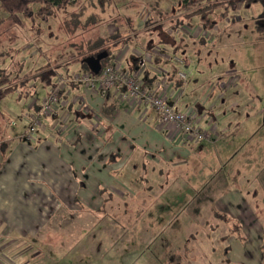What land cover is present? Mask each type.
<instances>
[{"label":"rangeland","instance_id":"obj_1","mask_svg":"<svg viewBox=\"0 0 264 264\" xmlns=\"http://www.w3.org/2000/svg\"><path fill=\"white\" fill-rule=\"evenodd\" d=\"M249 1L253 3L228 0L231 7L225 15H221L222 9L210 15L217 25L212 31L204 34L200 24L193 21L192 26L177 33L175 41L179 48L176 56L184 61L188 74V89L182 92L180 104H189L198 112H211L209 115L223 130L219 137L207 143L183 145L197 146L200 155L173 161L163 169L165 176L157 174L156 165H146L139 175V169H128L125 176L119 177V185L114 188L116 196L105 212L60 211L35 238L6 235L0 228V264H149L147 260L155 250L145 244V206L138 208L145 212L143 216H136L143 226L137 224L132 229L130 220L134 221L135 214L131 213L132 219L129 213L121 214V204L131 200L133 204L135 200L139 206L154 199L163 200L169 208V220L174 215L179 217L175 224L169 222L166 236L171 237L174 226L182 224V234L177 238L185 244L179 256L187 264L198 262L186 258L189 254L208 264L219 263L225 246L231 242L242 243L244 254L247 247L253 249L260 244L258 249L263 253L257 264H264V1ZM80 3L85 11L75 28L71 16L78 13L77 5L56 13L46 23L35 20L23 28L1 27L0 56L4 62L0 68L9 73L10 82L17 87L0 99V124L7 129L22 121L27 104L42 96V86L52 80L56 83L82 40L118 33L130 37L129 49L142 53L151 37L146 32L150 31L144 25L146 21L157 20V13H180L176 11V0ZM202 34L205 38L210 35L204 43L200 42ZM152 39L157 42L158 35ZM158 61V67L165 70L177 68ZM217 141V150L203 145ZM151 166L155 167L150 172ZM160 189L165 196H156ZM192 200L199 201L198 206ZM129 206L132 212L137 209ZM40 240L48 244L38 246ZM65 241L70 242L65 245ZM193 241L202 245H194ZM237 251L234 255L239 256ZM245 256L247 261L252 259L251 253Z\"/></svg>","mask_w":264,"mask_h":264},{"label":"crops","instance_id":"obj_2","mask_svg":"<svg viewBox=\"0 0 264 264\" xmlns=\"http://www.w3.org/2000/svg\"><path fill=\"white\" fill-rule=\"evenodd\" d=\"M129 50L135 48L131 47ZM118 52L112 55L109 63ZM130 56L126 54L121 59L122 69L127 73L137 70ZM158 65L157 63L155 67ZM68 70L70 73L80 72L81 67L71 63ZM146 70L149 71L150 78L155 77L151 85L155 87L161 78L152 69ZM142 81L146 84L144 76ZM53 85L52 80L42 86V96L39 95L32 104H27V113L19 124L10 129L5 124H0V228L6 235L35 238L63 210L71 213L105 212L106 205L116 196L114 188L119 185V177L125 176L128 169L134 172L139 169V175L142 170H146V165H156L159 171L157 174L165 176L163 169L166 167V170L173 161L187 160L194 154L200 155V148L194 145L183 146L186 144L176 140L171 130L163 128L153 112L122 103L119 90L90 91L83 86L73 85L64 88L61 94L63 107L57 110L55 116L42 120L31 141L21 140L28 115L36 111L37 104ZM186 89V84L182 91L175 89L170 82L167 86V91L174 96L181 92L177 99L179 109L191 107L189 104H180ZM84 107L88 110L87 114L82 112ZM197 113L204 119V128H213L212 137H219L223 130L213 121L209 115L211 112L199 109ZM203 145L215 150L220 148L218 141L214 145ZM154 167L151 166L150 172ZM163 192L160 189L156 196H165ZM198 195L199 193L194 194L197 197ZM134 201L133 204L132 200L128 203L123 201L121 214L129 213L131 219L132 214H135L134 221L130 220L132 223L129 226L133 229L137 224L143 226L136 216H143L144 211H147L146 219L144 218L147 225L144 222L143 226L145 244L155 250L147 260L149 264H180V261L187 264V260L179 256V250L185 244L184 241L180 244L177 238L182 234V224L177 223L171 237L166 236L169 224H175L179 217L174 215L168 219L170 210L163 200H149L139 206ZM192 202L198 206L199 201ZM129 205H134L137 209L132 212L133 208ZM142 206L145 209L141 213L138 208ZM134 236L137 238L135 230ZM205 237L209 239L208 235ZM42 242L48 244V241ZM42 242L38 241V246ZM66 242L64 244L68 245L70 241ZM192 244L202 245L196 241ZM259 245L253 249L246 248V253L252 254V259L247 261L242 243L231 242L228 247L225 246L219 263L215 264H257L259 255L263 253V250L261 252L258 249ZM234 250L240 255H234ZM183 251L185 252L184 249ZM188 256L191 260L198 261L197 264H208L197 255L192 257L189 254L186 258Z\"/></svg>","mask_w":264,"mask_h":264},{"label":"built area","instance_id":"obj_3","mask_svg":"<svg viewBox=\"0 0 264 264\" xmlns=\"http://www.w3.org/2000/svg\"><path fill=\"white\" fill-rule=\"evenodd\" d=\"M195 29H200L199 27ZM202 30V29H201ZM197 32V31H195ZM202 32L205 34L206 31ZM202 34L201 38L206 35ZM135 50H129L126 46L116 54L114 59L107 65L101 67L97 76L91 73L75 72L66 76V68L58 76L56 83L49 90L47 95L37 104L36 111L29 114L26 119L25 130L20 139L31 141L42 124V120L55 116L58 109L63 107L61 94L67 86H83L90 91H109L119 90L122 103L141 107L153 112L159 124L166 129L171 130L176 140H181L185 144H199L213 141L211 131L213 128H204V119L198 115L193 107L179 109L177 106L178 94L172 95L167 91L168 71L155 67L154 59L158 58L161 62H167L176 66L175 78L183 82L187 81L188 74L185 72V64L178 56H175L169 50L152 49L148 52L136 53ZM129 54L131 58L137 59V70L134 72H125L121 66V59ZM154 66V67H151ZM146 69H152L161 80L155 87H146L142 81V73ZM166 87V89H165ZM182 91V88H179ZM83 113H88L84 107ZM207 125V124H206ZM214 127V126H212Z\"/></svg>","mask_w":264,"mask_h":264},{"label":"trees","instance_id":"obj_4","mask_svg":"<svg viewBox=\"0 0 264 264\" xmlns=\"http://www.w3.org/2000/svg\"><path fill=\"white\" fill-rule=\"evenodd\" d=\"M260 1L262 2L264 0ZM246 2L250 5L253 3L249 0H246ZM203 3L205 5L203 7L200 6ZM176 4V11L180 13L175 15L169 13L166 16L157 13V20L150 19L146 21L144 25L150 29V31L146 32H148L151 37L148 41V46L143 50L144 52L156 48L169 50L176 56V52L179 51V48L175 41L178 39L177 33H180L183 27H190L192 26L191 23L196 21L200 24V28L203 31L210 32L216 26L215 22L210 20V15H213L218 9H222L223 12L221 15H225V12L231 7L228 0H176ZM72 5L79 6L78 13L71 16L72 24H74L72 27L75 28L77 21H79L85 11L80 0H0V13L3 15L0 16V29L5 25L23 28L26 26L27 22L33 24L35 20L46 23L50 18L54 17L56 13L66 12ZM165 26H168L166 30ZM153 35H158L157 42H154V39H152ZM204 40L205 39L202 38L200 42L204 43ZM129 43H131L130 37H124L118 33L105 37L97 36L93 40H82L76 47L78 52L70 58L69 62L79 65L81 67L80 72L90 73L83 63L84 59L95 57L102 52H106L107 58L101 62V66L103 67L109 63L114 53L122 50ZM132 59L134 60V67H136L139 60ZM158 60V58L154 59L153 64L157 65ZM2 62H4V57L0 56V63ZM164 63L167 65L170 64L167 62ZM70 64L64 67L66 68V76L75 73L69 72L68 66ZM168 73V82L172 83L175 89L182 88L183 82L175 78L176 70L172 69L171 72L168 71ZM148 74L149 71L147 70L142 73V76L146 78V84L144 85L146 87H151L155 77L151 76L150 78ZM9 77V73H6L5 69L0 68V99L17 89V87H14L13 83L10 82L11 79H9Z\"/></svg>","mask_w":264,"mask_h":264},{"label":"water","instance_id":"obj_5","mask_svg":"<svg viewBox=\"0 0 264 264\" xmlns=\"http://www.w3.org/2000/svg\"><path fill=\"white\" fill-rule=\"evenodd\" d=\"M107 58V53L102 52L95 57H88L83 60L87 69L93 76H97L101 70V62Z\"/></svg>","mask_w":264,"mask_h":264}]
</instances>
